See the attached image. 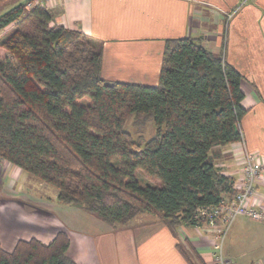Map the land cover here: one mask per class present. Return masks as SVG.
<instances>
[{
    "label": "trees",
    "instance_id": "trees-1",
    "mask_svg": "<svg viewBox=\"0 0 264 264\" xmlns=\"http://www.w3.org/2000/svg\"><path fill=\"white\" fill-rule=\"evenodd\" d=\"M32 1L0 13L1 158L113 227L146 212L175 232L200 225L199 207L235 199L237 179L211 157L241 142L247 111L244 76L223 53L202 37L169 39L157 85L107 81L103 43ZM134 115L155 125L144 145L125 129ZM138 169L159 182L143 184ZM69 246L64 230L12 251L0 243V264H79Z\"/></svg>",
    "mask_w": 264,
    "mask_h": 264
},
{
    "label": "crops",
    "instance_id": "crops-1",
    "mask_svg": "<svg viewBox=\"0 0 264 264\" xmlns=\"http://www.w3.org/2000/svg\"><path fill=\"white\" fill-rule=\"evenodd\" d=\"M21 1L6 0L0 13L3 6ZM54 4L50 8L57 23L103 43L102 76L107 81L157 85L167 40L202 37L205 47L223 53L243 74L247 111L241 129L248 148L264 157V0H57ZM239 148L231 143L211 152L215 165L236 179L242 175ZM24 173L0 157V243L7 251L20 239L50 242L64 230L71 255L85 264H214L211 236L204 226L182 225L174 232L157 217L141 222L136 231L109 232L103 222L78 206L59 202L58 191L44 192L43 184ZM28 181L33 188L26 186ZM258 190L264 194V186ZM93 228L102 229L94 233L96 241L89 240L86 231ZM226 256L237 264L264 261V253L249 256L230 245Z\"/></svg>",
    "mask_w": 264,
    "mask_h": 264
},
{
    "label": "built area",
    "instance_id": "built-area-1",
    "mask_svg": "<svg viewBox=\"0 0 264 264\" xmlns=\"http://www.w3.org/2000/svg\"><path fill=\"white\" fill-rule=\"evenodd\" d=\"M57 0H34L28 6H52ZM242 156V175L236 180L238 193L233 200L224 199L219 205L198 208L195 218L202 221L198 227H205L210 233L214 264H237L227 258L225 242L230 229L239 216L264 221V194L259 186H264V157L251 151L244 137L238 143ZM264 264V261L261 263Z\"/></svg>",
    "mask_w": 264,
    "mask_h": 264
},
{
    "label": "rangeland",
    "instance_id": "rangeland-1",
    "mask_svg": "<svg viewBox=\"0 0 264 264\" xmlns=\"http://www.w3.org/2000/svg\"><path fill=\"white\" fill-rule=\"evenodd\" d=\"M5 3H6V0H0V5H4ZM53 5L55 6V4H53ZM4 7L5 6H3L2 11L6 10L9 6L7 7V5H6L7 8H4ZM27 7H29V6H27ZM3 34L4 33L1 32L0 36H2ZM125 129L128 130L129 132H131L134 135V137L136 139H138L143 145L156 132L154 122L151 118L145 119V118L141 117V118L137 119L135 115L132 116L127 121V123L125 125ZM241 132H242V129H241ZM242 135L245 138L243 132H242ZM238 151L240 154L241 153L240 148L238 149ZM258 155H260V154H258ZM242 166H243V164H242ZM24 174L26 176H28L30 180L37 182V184H43L44 192L52 195L54 192L58 191V189L56 187H54V186H52V185H50L44 181H41L40 179H38L37 177H35L31 173L25 171ZM137 176H138V178L141 179L143 184H145V183L157 184L159 182V180L157 178H153V177L148 176L141 169L137 170ZM33 184L34 183L28 181L26 186L33 188L34 187ZM57 198H58V196H57ZM74 206H77V205H74ZM78 207H80V206H78ZM80 208L82 210H84L82 207H80ZM85 212H87V211H85ZM56 213L58 214L59 210H56ZM87 213L90 214L89 212H87ZM90 215H92L97 220H100V222H103V229H106L107 231H109L108 229L113 230L112 232L136 231L137 230L136 228L138 227V225H140L141 222H146L147 219H150V218H157L158 217L161 220H163L160 216L145 212V213H141V214L135 216L132 219V221H130L129 224H126V225L117 224L116 227H113L110 224L102 221L101 219H99L95 215H93V214H90ZM233 228H234V230H233ZM100 230H102V229L101 228H98V229L95 228V230H94V228H93V231L92 230H86L87 235L89 236V240L92 238L93 240L96 241L98 239V234H94V233L98 232ZM66 233H67V231H66ZM57 234H58V232L56 233V235ZM33 238H35V237H33ZM45 243H49V242H45ZM228 245H230L231 248H234V249H238V248L243 249L244 251H246V253L249 256H255V255H260V254L264 253V221L254 220V219H251V218L246 217V216L237 217L236 220L234 221L231 229H230V232L227 235V239L225 242V253H226V249H227ZM211 246H212V244H211ZM69 254L71 255L70 250H69ZM71 257L73 259H75L79 264H81L77 260L79 258L76 255L74 257L71 255ZM79 260L85 264V262L82 259H79ZM99 262L101 263V259L99 260Z\"/></svg>",
    "mask_w": 264,
    "mask_h": 264
}]
</instances>
